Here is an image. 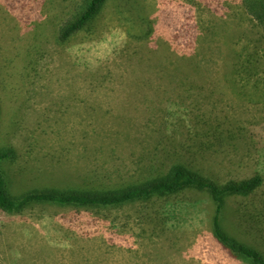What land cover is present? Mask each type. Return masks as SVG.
<instances>
[{
  "label": "rangeland",
  "instance_id": "obj_1",
  "mask_svg": "<svg viewBox=\"0 0 264 264\" xmlns=\"http://www.w3.org/2000/svg\"><path fill=\"white\" fill-rule=\"evenodd\" d=\"M75 1L0 0V149L18 152L15 161L2 162L12 195L117 189L138 179L142 157L163 164L171 155L219 182L264 171L249 131L264 122L258 76L264 33L241 0H107L89 29L60 44L59 23ZM156 42L162 53L171 51L174 74L183 48L188 55L199 51L210 76L227 74L238 58L262 67L255 76H233L240 81L235 94L225 75L211 82L199 74L184 86L190 98H180L181 83L162 80L165 68L150 66ZM208 117L224 124L207 153L198 150L209 144L200 136L207 126L197 121ZM173 137L187 142L179 157ZM185 195V203L195 201ZM160 201L95 210L41 204L20 214L0 209V264H246L213 237L208 203L177 212L165 207L163 225ZM229 205L233 226L252 221L249 232L264 249V187L231 197Z\"/></svg>",
  "mask_w": 264,
  "mask_h": 264
},
{
  "label": "trees",
  "instance_id": "obj_2",
  "mask_svg": "<svg viewBox=\"0 0 264 264\" xmlns=\"http://www.w3.org/2000/svg\"><path fill=\"white\" fill-rule=\"evenodd\" d=\"M106 1L107 0L75 1L73 10L59 23L57 41L60 44H65L81 31L89 29L94 19L104 8ZM241 2L246 12L253 18L257 26L264 33V0H241ZM197 32V30L192 31V35L196 37V43L198 39V42H200L201 37ZM166 43L167 42H165L164 45ZM161 44L162 43L156 42V49L149 48L152 50V52L149 51L152 54L150 56L151 68L164 67L165 71L161 79L169 83L175 81L180 82L182 87L177 96L180 98H190L188 96L184 97L183 89L184 86L192 85L195 80L198 81L200 78L199 74H203L204 67L199 63V51H194V53L188 55L184 48L181 49L182 57L177 59L175 64L177 72L174 74L169 70L174 62L172 61V53L167 49L168 47L166 49L169 52H165V54L164 52L162 53L159 48ZM241 55L243 56V54ZM238 57H240V55ZM162 58L165 60L161 61ZM249 60L247 59V62ZM229 62L231 67L227 74L219 73V76H210L212 73L206 70L203 75L206 81L211 82L216 78L222 80L221 75H225V80L229 83V89L233 94L237 93L240 88V81L233 79V76H237L238 80L240 75L242 76L247 72H249V74L254 73L253 76H255L258 74L256 71L260 70L262 67V64H260L259 67L258 62V65H256L255 62H249V66H247L245 61L243 62L239 58L238 60L233 59ZM225 63H228V59ZM261 70L263 73L258 74V76L264 80V69ZM187 82L189 83L188 85H186ZM259 82L261 83L263 81ZM194 94L199 97L198 95L202 93L195 92ZM225 94L228 96V91H226ZM261 94H264V88L261 90ZM197 124L207 126L203 127L207 132L201 133L200 136H202V140L207 136L209 138V144L206 145L205 142H202L199 144L198 150H206L208 153L217 145L219 140L222 139V125L224 123L219 121V119L214 120L212 117H208L204 120L203 118L198 120ZM249 126V131H251L253 140H255L254 142L257 145L256 148L258 149L257 152L260 160L259 164L264 165V122L260 124L251 123ZM260 126L261 128L258 132L257 130ZM168 129H170L169 125ZM160 140L161 142L166 140L163 131ZM160 140L155 141V143ZM173 140L172 145L174 153L179 157L182 155L183 151L186 150L187 142H181L179 138L175 139V137H173ZM175 150L181 151V153L179 154L178 151L176 152ZM17 158L18 152L14 147L0 149V209L3 211L12 214H20L29 208L41 204L95 210L123 207L134 203H144L145 205L151 204L155 200H161L155 205L161 207V214L158 216L163 220L164 225L166 223L168 224L169 221L168 218L164 216L165 207L169 212L170 210L172 212L173 210L177 212L179 207H196L200 204L201 207L204 208L203 204L208 203L207 209L210 213V230L213 237L228 255L246 264H264V249L255 243L256 240L252 238L253 235L249 232V226H252L253 222L247 221L245 224L240 223V227H235L230 221L232 213L228 214L230 211L229 199L231 197H249L264 187V171L257 167L255 170L253 169L252 172L242 177H234L228 181L219 182L211 177L200 174L198 170L182 161H174L175 159H173L171 155L167 157L170 160L168 162H163V164H158L156 162L148 163L146 157H142V167L138 179L126 181L122 183L123 186L117 189H97L96 192H89L74 190V188H36L14 196L9 190V175L6 169H4L2 162H12ZM185 194H192V198L195 201L190 200L192 203H185L186 199L189 198ZM203 195L207 198L204 199ZM179 215L180 214H178V218L180 217Z\"/></svg>",
  "mask_w": 264,
  "mask_h": 264
}]
</instances>
